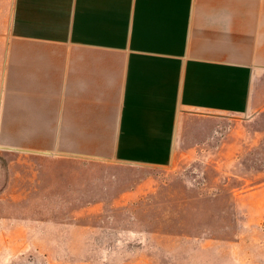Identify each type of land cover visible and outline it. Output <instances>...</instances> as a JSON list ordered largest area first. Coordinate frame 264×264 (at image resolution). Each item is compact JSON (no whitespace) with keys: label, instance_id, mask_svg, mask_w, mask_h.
I'll return each instance as SVG.
<instances>
[{"label":"crops","instance_id":"1","mask_svg":"<svg viewBox=\"0 0 264 264\" xmlns=\"http://www.w3.org/2000/svg\"><path fill=\"white\" fill-rule=\"evenodd\" d=\"M0 148L168 166L191 115L264 110V0H10Z\"/></svg>","mask_w":264,"mask_h":264},{"label":"rangeland","instance_id":"2","mask_svg":"<svg viewBox=\"0 0 264 264\" xmlns=\"http://www.w3.org/2000/svg\"><path fill=\"white\" fill-rule=\"evenodd\" d=\"M185 124L163 167L0 148V264H264V110Z\"/></svg>","mask_w":264,"mask_h":264}]
</instances>
